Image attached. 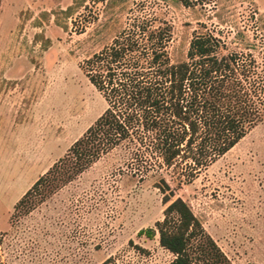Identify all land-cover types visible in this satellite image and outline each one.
Masks as SVG:
<instances>
[{
	"label": "rangeland",
	"instance_id": "1",
	"mask_svg": "<svg viewBox=\"0 0 264 264\" xmlns=\"http://www.w3.org/2000/svg\"><path fill=\"white\" fill-rule=\"evenodd\" d=\"M170 26L167 53L184 58L194 33L264 65V0H0V264H165L144 229L162 217L155 177L122 150L101 156L26 214L13 205L104 108L79 63L131 15ZM231 264H264V119L177 186ZM139 231H141L139 233Z\"/></svg>",
	"mask_w": 264,
	"mask_h": 264
},
{
	"label": "trees",
	"instance_id": "2",
	"mask_svg": "<svg viewBox=\"0 0 264 264\" xmlns=\"http://www.w3.org/2000/svg\"><path fill=\"white\" fill-rule=\"evenodd\" d=\"M169 39L166 21L131 15L107 44L79 63L104 108L13 210L28 213L119 148L132 174L156 179L162 217L143 232L156 233L158 244L171 253L165 264H231L189 205L173 195L161 169H172L177 186L186 184L264 119V65L250 53L229 51L210 32L194 33L184 58L171 62Z\"/></svg>",
	"mask_w": 264,
	"mask_h": 264
}]
</instances>
